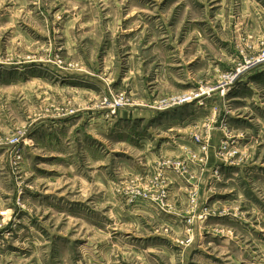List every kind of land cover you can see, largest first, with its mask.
<instances>
[{
    "label": "rangeland",
    "instance_id": "374dc122",
    "mask_svg": "<svg viewBox=\"0 0 264 264\" xmlns=\"http://www.w3.org/2000/svg\"><path fill=\"white\" fill-rule=\"evenodd\" d=\"M263 53L264 0H0V264H264Z\"/></svg>",
    "mask_w": 264,
    "mask_h": 264
},
{
    "label": "built area",
    "instance_id": "2783aa9c",
    "mask_svg": "<svg viewBox=\"0 0 264 264\" xmlns=\"http://www.w3.org/2000/svg\"><path fill=\"white\" fill-rule=\"evenodd\" d=\"M262 63L264 64V53L262 54V56H260V58L252 66H254V65H260ZM246 71H247V69H246ZM242 73H237V76L241 75Z\"/></svg>",
    "mask_w": 264,
    "mask_h": 264
},
{
    "label": "bare ground",
    "instance_id": "6f19581e",
    "mask_svg": "<svg viewBox=\"0 0 264 264\" xmlns=\"http://www.w3.org/2000/svg\"><path fill=\"white\" fill-rule=\"evenodd\" d=\"M244 71H246V70H244ZM244 71H242V72H244ZM247 72V71H246Z\"/></svg>",
    "mask_w": 264,
    "mask_h": 264
}]
</instances>
